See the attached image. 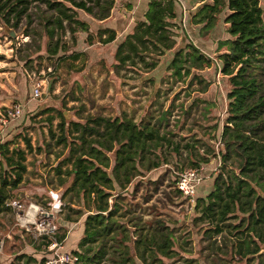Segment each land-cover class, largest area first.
<instances>
[{"label":"trees","instance_id":"1","mask_svg":"<svg viewBox=\"0 0 264 264\" xmlns=\"http://www.w3.org/2000/svg\"><path fill=\"white\" fill-rule=\"evenodd\" d=\"M32 3L41 9L39 22L45 29L49 54L62 50L58 58L77 59L81 52L68 48L63 38L69 32L76 42L79 31L89 32L87 21L77 17L76 9L106 19L116 0H0V14L14 27L23 15L32 22ZM39 3H44V9ZM223 11L229 37L217 57L230 89L217 152L195 134L185 137L174 130L170 119L173 102L163 106L157 100L155 110L139 121L125 112L114 117L88 115L84 121L68 119L60 110L45 117L49 123L59 117L58 135L51 128L50 132L56 143L69 148L68 156L54 168L60 184L70 180L65 188L70 197L67 207L78 216L85 213L83 236L72 250L77 260L72 264H166L165 258L177 255L174 229L162 217L147 222L141 213H135L123 202V190L136 176L169 163V156H180L182 150H187L189 167L220 157L212 189L194 203V219L205 224L201 237L207 241L208 255H213L211 264H264V253L257 254L264 243V197L256 189L264 193V8L260 0H211L196 10L190 22L208 33ZM177 18L176 0H148L142 18L115 48V70L140 73L154 69L160 57L176 45L180 33ZM99 35L102 43H108L116 39L117 31L103 27ZM212 63V57L189 40L174 49L168 69L176 80L191 77L188 84L199 85L194 90L202 93L211 80L200 71ZM192 106L182 109L183 113L189 115ZM23 139L26 149L11 146V140L0 143V164L4 166L0 211L27 169L25 153L33 145L29 137ZM65 163L67 166H61ZM73 196L86 200L85 208L74 207ZM65 218L78 220L70 213ZM64 238L65 232L56 234L57 242ZM51 241L42 244L47 247ZM23 258L25 263L33 259L26 254L17 257ZM185 261L190 264L192 260ZM45 262L46 257L38 264Z\"/></svg>","mask_w":264,"mask_h":264},{"label":"rangeland","instance_id":"2","mask_svg":"<svg viewBox=\"0 0 264 264\" xmlns=\"http://www.w3.org/2000/svg\"><path fill=\"white\" fill-rule=\"evenodd\" d=\"M260 5L264 8V0H260ZM181 6L177 0L180 33L175 47L160 57L154 69L140 70V73L127 69L117 72L113 64L117 44L143 16V6L135 8L127 0H117L105 21L82 9H76L77 17L87 21L89 32L79 31L76 42L72 41L69 32H65L63 38L68 48L81 52L77 59L58 58L62 50L54 56L46 50L45 29L38 16L41 9L35 3L30 7L32 22L23 15L17 27L5 22L0 14V143L11 140V146L19 144L26 149L23 139L25 135L33 145V150L25 153L27 169L20 186L9 192L10 196L1 207L0 264H38L44 257L51 259L56 252L77 249L83 236L85 213L78 216L68 209L70 197L65 193V188L70 180L68 178L65 184H60L59 174L54 169L68 156L69 148L56 143V137L50 132L51 128L58 135L59 117L49 123L45 119L47 115L57 114V110H60L68 119L84 121L88 115L114 117L125 112L139 121L155 110L154 102L157 100L163 102V106L173 102V115L170 119L174 130L185 137L195 134L211 144L215 152L218 151L221 128L227 116V92L230 89L227 76L220 71V60L217 57L226 48L229 37L223 19L225 12L220 14L211 31L203 33L200 25L190 22L192 15L185 17L186 13ZM40 7L44 9V3ZM5 25L15 30V36L5 32ZM103 27L114 28L117 31L116 39L102 43L99 29ZM189 40L213 59L209 68L200 71L202 76L211 80L208 90L202 93L194 90L199 85L188 84L191 77L176 80L168 69L174 49ZM35 85H39L38 95L33 93ZM195 98H198V102L192 103ZM201 98L210 102L205 103ZM17 103L21 105V114L8 117L6 110ZM189 106L192 107L189 115H186L182 109ZM48 108L54 109L44 111ZM214 124L218 126L213 129ZM217 159L218 156L212 158L209 164H203L206 166L204 173L210 175L203 184L213 185L218 172V169H214L218 165ZM188 161L187 150H182L180 156H169V163L144 172L143 175L139 174L123 190V202L135 213H141L147 222L162 217L174 229L177 255L165 258L166 264H187L186 259L192 260L190 264H211L213 255H208L210 249L206 247L207 241L201 237L205 224L194 219V203L200 193L197 190L193 200L181 194L175 185L177 172L188 168ZM61 166L65 167L67 163ZM3 168L1 163L0 177ZM136 185L138 187L135 189ZM14 200L22 206L10 205ZM30 203L48 213L43 214L47 217L46 223L50 220V225L48 223L44 227L46 230L49 228L45 233L38 231L32 221L28 222V217L25 223L20 220ZM54 203L60 206L53 208ZM72 205L85 208L87 201L73 196ZM67 213L78 217V220H66ZM36 217L40 220L39 215ZM63 232L65 238L59 246L50 248L42 244L48 239L56 240V234ZM43 235H48V238ZM21 254L33 259L25 263L24 258L17 259Z\"/></svg>","mask_w":264,"mask_h":264},{"label":"built area","instance_id":"3","mask_svg":"<svg viewBox=\"0 0 264 264\" xmlns=\"http://www.w3.org/2000/svg\"><path fill=\"white\" fill-rule=\"evenodd\" d=\"M33 93H34V95H38L40 93L39 85H35V87L33 89ZM21 110H22L21 105L17 103L15 105H13L11 108L6 110V115L10 118L19 116L21 114ZM217 161H218L217 164L219 165L220 164V157L219 156H218ZM217 166L216 165L214 166L215 171L218 169ZM207 176L208 175H206L204 173V165L203 164H201L198 167L184 168V169L177 172V178H176V184L175 185L181 194H183L187 198H191L194 200L197 185L201 181H203L205 179V177H207ZM56 198H57V195H56ZM9 204L14 206V207H21L22 206V204L20 202H17L15 200L10 202ZM59 206H60V204H57V206H56L55 203L52 205L53 208H56ZM43 214L47 215L48 213H45L37 205L30 203L28 205V207L22 213L20 220L22 221V223H25L24 221L28 217V220H27L28 222L32 221L35 224V227L38 231H40L41 233H45L47 230H49V228L46 230V228H44V227L48 223L50 225V220H48L49 222L46 223L47 217H46V215H43ZM38 215L40 216V220L38 219V217H36ZM51 230H52V228H51ZM59 244H60L59 242H57L56 240H53L49 243L48 246H50V248H52V247L59 246ZM51 259L50 258L46 259L45 264H56V263H58V264H72V263L76 262L77 255L75 253H73L72 251L64 250V251L56 252V254L53 255Z\"/></svg>","mask_w":264,"mask_h":264},{"label":"crops","instance_id":"4","mask_svg":"<svg viewBox=\"0 0 264 264\" xmlns=\"http://www.w3.org/2000/svg\"><path fill=\"white\" fill-rule=\"evenodd\" d=\"M128 1V3L129 4H131L133 7H139V6H143L144 7V10L146 9V7H147V3H148V0H127ZM177 1V0H176ZM178 1H180L181 2V9L184 11V13H186L185 14V17L187 16V15H193L195 12H196V10L201 6V5H203L204 3H208V2H210L211 0H178ZM116 2H117V0H116ZM176 9H177V7H176ZM144 10H143V12H144ZM143 12H142V14H143ZM177 13H178V10H177ZM224 15H225V13H224ZM142 18V17H141ZM139 20V19H138ZM102 21H105V19L104 20H102ZM225 23V22H224ZM226 25V24H225ZM215 27V26H214ZM213 27V28H214ZM121 41V40H120ZM206 164H209V163H206ZM211 164V163H210ZM204 167H206L205 165H204ZM208 176H210V175H208ZM206 178V177H205ZM205 181V179L203 180V181H201L198 185H197V187H196V193H197V190H198V194L200 193V195H198V196H205L204 194H207L211 189H212V187H213V185L212 184H210V183H206V184H203V182ZM207 185V186H206ZM210 186H212V187H210ZM209 187V188H208Z\"/></svg>","mask_w":264,"mask_h":264},{"label":"water","instance_id":"5","mask_svg":"<svg viewBox=\"0 0 264 264\" xmlns=\"http://www.w3.org/2000/svg\"><path fill=\"white\" fill-rule=\"evenodd\" d=\"M4 30H5V32H7L9 35H11V36H15V30H14L13 28H10L8 25H5ZM256 189H257L259 195H261V196L264 197V193H263L258 187H256ZM258 253H264V243L261 245V247H260L259 251L257 252V254H258Z\"/></svg>","mask_w":264,"mask_h":264}]
</instances>
